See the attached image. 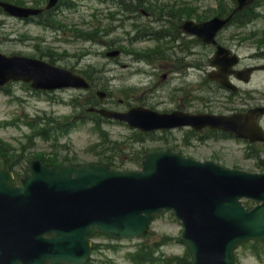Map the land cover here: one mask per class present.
<instances>
[{
	"label": "water",
	"instance_id": "water-1",
	"mask_svg": "<svg viewBox=\"0 0 264 264\" xmlns=\"http://www.w3.org/2000/svg\"><path fill=\"white\" fill-rule=\"evenodd\" d=\"M32 68V64L28 63L20 68L21 72H18L17 66L13 68V71L32 77ZM37 76V79H45L42 73L37 72ZM192 164L188 165L190 170L185 173L177 167L176 160L170 158L161 177L150 173L141 180L140 184L146 194L142 203L146 217L149 218L163 208L176 209L195 234L191 238L197 255V261L194 264H230L227 249L233 246L234 236L240 239L251 233H264V216L258 213L240 212L239 216L252 229L234 235L229 228L213 222L210 213L205 210L206 205H215L216 201L221 200L228 191L236 192L235 198L231 201V204L235 205L236 197L243 194L240 191L239 182L243 185V181H247L249 185L252 181L240 176V179L237 177L224 184L211 166L206 168L207 166ZM72 173H76L77 178L71 179ZM45 174L43 170L38 171L26 182L24 188L27 196L33 192L38 198L46 192L61 197L67 218L74 219L78 215L80 236H85L91 226L110 229L111 222H123L126 210L124 207H117L114 200L122 197L124 191L108 172L99 168L84 171L56 169L49 176H44ZM251 186L249 193H252L256 187L262 186L264 196V184ZM141 209L143 206L132 208L129 218L135 221ZM146 217L140 220L141 225ZM9 222L7 219L5 227L10 228L12 221Z\"/></svg>",
	"mask_w": 264,
	"mask_h": 264
},
{
	"label": "rangeland",
	"instance_id": "rangeland-1",
	"mask_svg": "<svg viewBox=\"0 0 264 264\" xmlns=\"http://www.w3.org/2000/svg\"><path fill=\"white\" fill-rule=\"evenodd\" d=\"M28 1V0H26ZM165 1V0H163ZM174 1V0H173ZM181 2H184L185 4H189L196 6L200 11H203L207 7L214 8L216 6V0L215 4L212 5V0H180ZM2 21V16H0V24ZM14 26H7L6 28L0 27V34H3L0 36V48L7 52H21V53H31L32 47L29 46L26 43H16L12 40V30ZM255 29H263L264 30V22L259 21L253 25H250L248 27H245L243 29V33L249 32L250 30ZM257 47V42L252 40L244 41L243 47L240 49L243 53L248 54L250 52H254ZM140 65L136 64V69L139 70ZM132 70L135 69V66L131 68ZM131 69L123 70L122 74L120 75V78L117 79L113 83V90L117 94V98L121 99L122 97L119 96V91L124 86H133L134 83L136 85H143L145 84L146 79L140 78L139 75L135 76H129V72ZM128 76V77H127ZM127 77V78H126ZM192 79V76H191ZM13 89L15 92L21 97L19 100L17 99V96H6L4 94L0 93V138L10 142L13 146L18 147L21 145L20 143H25L28 139V136L33 133V130L30 128L24 126L23 124H10L9 120H14L18 118L20 115L24 114L25 111H30L31 113H36V110L39 108H44L45 111H49L53 109L54 115H66L70 111V107L65 102H58L56 101L53 104H50L47 101L39 100L36 101L35 98L30 97V100L24 101V96L26 89H24V85H14ZM141 88L137 93L133 94L130 98H125V100L122 103V108H125L128 104L132 103L135 104V102L141 100L140 95L145 94L144 92H140ZM57 96V100H59L60 96ZM139 99V100H138ZM121 108V107H120ZM106 128H108L111 132V135L113 138L117 140H125L127 137L131 134V129H129L125 125H118V124H105ZM182 134V133H181ZM180 134V136H181ZM99 139L98 134L93 131V129L90 126H79L76 128H72L69 132V135L66 138V142L68 143V147L62 148L60 153L62 155H68L70 157H74L80 162H89V161H96L97 156L94 154L87 153L85 150L86 148L93 145L95 142H97ZM40 147H43L44 150L49 149L50 147L47 145L46 142L38 140L37 143ZM139 146V144H137ZM159 146V143L155 141L154 144L146 143L145 147L149 148H157ZM182 148L184 151L185 145ZM242 148V149H240ZM44 150H38V147L34 149L33 151L40 152ZM185 150L188 154H195L197 156H209L211 153H218L220 154L221 158L223 159L224 164L233 166L238 165L241 166L244 169L248 170H257L256 161L253 159H248L245 155L243 144L237 143L233 140H227L224 142L223 147L221 149H218L217 146L213 145L211 147H203L199 149H191V147H186ZM154 230L157 233L163 234L167 233L173 236H179L182 230V226L179 221H177L174 217H172L170 214L165 215L158 219L154 224ZM97 241H107L103 237L97 238ZM137 240L132 241H123L121 242L123 245L128 246L131 248ZM185 250V247L175 241L172 243L167 244L164 246V251L167 254L173 255V254H183ZM247 248H240L238 251V256L240 257V263L241 264H264V252L261 255V257H257L255 255H252L251 252ZM125 248L122 247L119 250H112V249H104L100 252L95 253L94 259L99 260V262H96L97 264H133L128 260L126 257Z\"/></svg>",
	"mask_w": 264,
	"mask_h": 264
},
{
	"label": "bare ground",
	"instance_id": "bare-ground-1",
	"mask_svg": "<svg viewBox=\"0 0 264 264\" xmlns=\"http://www.w3.org/2000/svg\"><path fill=\"white\" fill-rule=\"evenodd\" d=\"M67 247L72 248V242H68V243H67Z\"/></svg>",
	"mask_w": 264,
	"mask_h": 264
}]
</instances>
